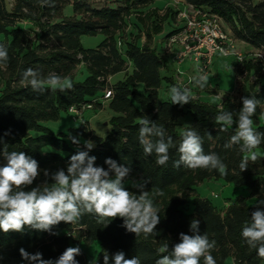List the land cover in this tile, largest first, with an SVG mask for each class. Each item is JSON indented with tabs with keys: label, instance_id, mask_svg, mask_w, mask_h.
<instances>
[{
	"label": "trees",
	"instance_id": "trees-1",
	"mask_svg": "<svg viewBox=\"0 0 264 264\" xmlns=\"http://www.w3.org/2000/svg\"><path fill=\"white\" fill-rule=\"evenodd\" d=\"M154 1L114 0L116 7L93 8L86 0H55L54 7L41 6L38 0H0V45L8 51L7 62H0V137L3 138L0 150L7 144L9 151H23L38 161L41 172L34 187L45 180V169L54 172L66 167L70 156L77 152V145L68 138L71 134L79 138L80 150H87L84 141L95 142L89 155L96 157L97 166L107 168L104 161L110 157L130 167L132 172L125 180L132 183L126 186L130 191L136 192L133 183L143 178L149 181L150 193L163 192L154 198L160 223L147 237L127 232L122 219L117 218L105 227L97 223L94 215L85 214L75 225L61 222L55 226L52 231L58 235L27 227L23 233L0 231L3 256L0 264H28L21 257L20 248L32 254L40 252L46 260H55L67 247L93 242H98L100 248L92 264H103L105 251L110 256L109 264H114L111 257L118 251H123L126 259L138 256L141 264H155L164 244L171 249L179 242L181 232L192 234L189 226L193 218L200 221V234L206 233L210 241H215L210 254L216 264H224L228 258H232L233 264H264V258L241 235L251 212L257 209L258 199H264V141L254 149L257 160H249L247 170L241 172L239 164L245 153L239 151V146L224 147L237 125L233 123L221 131V125L215 121L221 111L231 112L235 121L242 107L241 98H256L259 103L252 117L253 127L264 133V82H260L264 80V63L245 58L242 65L233 67L235 78L244 76L243 81L234 92L223 95L221 109L194 99L183 106L161 101L159 91L163 84H174L175 70L169 61L160 56L158 48L139 45L135 40L125 41L120 47L116 40L130 12ZM183 1L219 16L231 36L249 49L264 50V0L257 4L253 0ZM66 6L72 8L71 16L63 15ZM99 35L102 41L95 48L81 46V37ZM28 68L37 71L41 79L52 74L72 78L79 68L85 69L87 76L82 82H72L71 90L53 91L46 86L41 93L22 82ZM119 75L121 78L113 82ZM252 76L259 82H250ZM138 85L143 86L142 92ZM107 91L111 93L109 98H105ZM103 103H107L113 114L108 123L110 130L104 137L96 136L83 124L69 134H54L42 125L57 121L71 107L97 109ZM185 115L192 118V123L183 131L194 128L198 132L205 154L215 153L227 165L226 175L217 170L173 166L179 159L177 148L183 133L179 131L178 121ZM144 116L162 125L176 145L169 150L170 159L164 166L156 163L155 153L145 155L139 143V120ZM211 180L245 188L254 199L253 204L247 205L245 199L237 197L221 213L208 199L194 197L192 210L186 211L185 206L196 188ZM75 259L78 264H86L82 251Z\"/></svg>",
	"mask_w": 264,
	"mask_h": 264
},
{
	"label": "clouds",
	"instance_id": "clouds-1",
	"mask_svg": "<svg viewBox=\"0 0 264 264\" xmlns=\"http://www.w3.org/2000/svg\"><path fill=\"white\" fill-rule=\"evenodd\" d=\"M38 2L41 6H55V0ZM7 60V48L0 45V62ZM193 79L203 89L209 77L207 74H200ZM22 82L30 85L33 91L41 93L46 90V86L61 92L73 88L69 77L52 74L41 79L39 73L32 68L24 71ZM192 98L191 90L187 87L173 86L170 89L173 104L183 106L190 103ZM241 99L242 107L235 121L233 114L226 111L216 115L215 121L221 125V131L227 130L233 123L237 125L235 134L224 147L239 146V151L245 153L239 164L243 172L247 170L249 160H257L258 154L254 149L264 141V133L257 132L253 127L252 117L259 101L247 96ZM139 125L138 140L145 155L155 153L156 163L166 165L170 159L169 150L176 147L173 138L166 135L162 125L148 116L142 117ZM208 136L211 139V133ZM68 138L77 145V152L70 156L66 167L54 172L45 169V180L34 187L32 185L41 172L38 161L23 151H9L8 145L4 144L0 150V158L3 160L0 164V231L5 234L23 233L27 227L58 235L52 229L61 222L75 225L85 214H92L97 223L104 224L105 227L119 218L123 220L122 227L129 233L136 236L143 234L145 237L153 234L160 223L159 208L154 204V198L162 196L163 192L156 190L150 193L147 190L149 181L143 178L133 183L137 191H130L124 183L132 172L130 167L119 164L110 157L104 161L107 168L97 166L96 157L89 155V151L95 147L94 141H84V148L87 150H80L79 138L71 134ZM0 144H3L2 137ZM177 151L179 159L173 162L176 168L183 165L189 169L217 170L221 175L227 174V165L217 154H205L202 137L194 128L183 131ZM261 206H264V199H258L257 209L251 212L250 221L243 226L241 235L247 245L255 249L260 258H264V207ZM199 224L200 221L193 218L189 226L191 235L181 232L179 242L171 249L168 244H164L159 249L162 255L155 264H201V260L203 264H216L210 254L215 248V241H210L206 233L200 234ZM19 253L28 264H78L75 257L81 254V249L78 246L67 247L55 260H46L42 253L32 254L24 248H20ZM0 259H3L2 255ZM111 260L114 264H141L138 256L126 259L123 251L116 252ZM109 261L110 256L105 251L103 264H109Z\"/></svg>",
	"mask_w": 264,
	"mask_h": 264
},
{
	"label": "rangeland",
	"instance_id": "rangeland-1",
	"mask_svg": "<svg viewBox=\"0 0 264 264\" xmlns=\"http://www.w3.org/2000/svg\"><path fill=\"white\" fill-rule=\"evenodd\" d=\"M176 1L177 0H155L145 8L130 12L128 17L125 18L126 26L116 35L117 44L121 47V43L135 40L139 45L147 44L151 48H158L157 51L161 53L160 56L169 61L170 53L167 47L168 39L181 25L177 20L174 8ZM259 1L260 0H253L255 4ZM86 2L93 8L113 5L116 7L114 0H86ZM169 9H171V11H169ZM63 15L71 16L72 8L66 6L63 9ZM24 26L26 28L29 27L28 24H24ZM171 31L173 32L172 34H170ZM101 41L102 36L100 35L96 37L80 38L81 46L86 49L95 48ZM234 46L235 51L241 53L247 60L252 58L256 53L238 41L234 42ZM169 64L171 65L170 61ZM235 65H237V62L232 56L222 57L215 55L212 60V65L208 73H206L209 77L208 83L201 89L193 79L199 76L198 73L194 70L192 63L185 62L181 69L186 75L179 82V80L175 78L174 73V84L164 83L163 88L159 91V99L161 101L171 102V87H181V85H184V81L190 80L191 82L188 87L186 85L185 87L191 90L192 99L218 107L221 105L223 95L234 92L239 85L242 84L244 76L235 78L233 71ZM86 76V70L79 68L70 79L72 82H82ZM118 77H116L113 82L117 80ZM250 82L258 83L259 81L252 76ZM260 82H264V80ZM137 88L141 92L143 91L142 85H138ZM83 113H85L84 116L82 114L80 117H75L69 112L61 113L57 121L44 122L42 125L54 134H69L72 130L79 128L81 124L86 125L88 128L90 127L98 137H104L109 132L110 125L108 123L113 114L108 110L106 103H103L102 106L97 109H86ZM87 121H89V123H87ZM178 123L179 131L182 132L185 127L192 123V118L189 115H185L179 119ZM124 183L125 187L132 185V183L127 181ZM213 195L216 197H213ZM194 197L208 199L221 213H223L237 197L245 199L247 205H252L254 202V199L249 196V192L245 188L215 180L205 181L196 188V192L189 198L188 204L185 206L186 211L192 210ZM77 246L80 247L81 251L84 253L86 264H92L99 251V243L93 242L90 245L79 243ZM224 264H233L232 258H228Z\"/></svg>",
	"mask_w": 264,
	"mask_h": 264
},
{
	"label": "built area",
	"instance_id": "built-area-1",
	"mask_svg": "<svg viewBox=\"0 0 264 264\" xmlns=\"http://www.w3.org/2000/svg\"><path fill=\"white\" fill-rule=\"evenodd\" d=\"M176 17L181 24L177 31L168 39L169 61L175 70V78L180 80L186 75L181 69L185 62L192 63L194 70L200 74L208 73L215 55L222 57L232 56L238 65H242L245 58L235 51L236 41L230 31L225 29L222 19L215 14H208L202 9L196 8L177 0L174 5ZM254 60L264 63V50L254 51ZM203 70V73H201ZM186 78V77H185ZM187 82V83H185ZM190 80L184 81L181 87H188ZM107 91L105 98L110 97ZM221 105L218 109H221ZM90 106L76 108L71 107L68 112L75 117H80ZM213 197H216L213 195Z\"/></svg>",
	"mask_w": 264,
	"mask_h": 264
},
{
	"label": "crops",
	"instance_id": "crops-1",
	"mask_svg": "<svg viewBox=\"0 0 264 264\" xmlns=\"http://www.w3.org/2000/svg\"><path fill=\"white\" fill-rule=\"evenodd\" d=\"M116 77H118V76H116ZM116 77L114 78V79H116ZM121 77H120V75H119V77H118V79H120ZM106 105H107V103H106ZM84 114L85 113H83V116H84ZM89 119H91V118H89ZM87 123H89V121H87ZM89 126H90V124H89ZM90 128V127H89ZM91 129V128H90Z\"/></svg>",
	"mask_w": 264,
	"mask_h": 264
}]
</instances>
